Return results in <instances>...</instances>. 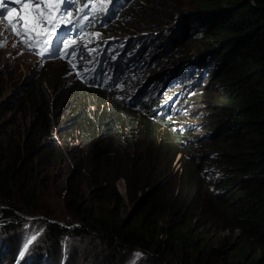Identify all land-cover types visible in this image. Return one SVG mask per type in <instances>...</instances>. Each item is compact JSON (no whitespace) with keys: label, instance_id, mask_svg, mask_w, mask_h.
<instances>
[{"label":"trees","instance_id":"16d2710c","mask_svg":"<svg viewBox=\"0 0 264 264\" xmlns=\"http://www.w3.org/2000/svg\"><path fill=\"white\" fill-rule=\"evenodd\" d=\"M120 2L105 34H155L172 18L180 29L169 49L186 41L206 52L174 71V101L189 121L175 127L170 102L127 106L77 79L50 87L38 78L23 99L3 101L0 264H10L22 215L36 214L47 218L54 257L70 234L94 239L99 264L123 263L132 250L147 264H264V0H117L114 8ZM199 128L206 133L194 135ZM54 171L65 224L36 203ZM213 231L225 235L214 243Z\"/></svg>","mask_w":264,"mask_h":264},{"label":"rangeland","instance_id":"374dc122","mask_svg":"<svg viewBox=\"0 0 264 264\" xmlns=\"http://www.w3.org/2000/svg\"><path fill=\"white\" fill-rule=\"evenodd\" d=\"M85 1L84 4L87 1L90 2L89 5L87 3L89 6L87 8H92L95 2H97V6L102 4L107 8L116 2V0ZM116 12L118 14L121 11L116 10ZM163 15L165 16L161 19V22L166 17L165 13ZM169 15L173 14L169 13ZM183 20L184 26L186 22ZM171 21L172 18H169L168 25L162 26L155 34L146 30L134 32L133 30L127 31L125 29L119 34H92L87 40L94 39L93 43L84 44L82 50L85 52L86 62H90L96 53L103 50V53L105 52L104 57L109 62L110 68H113L112 64L125 68L121 77V86L119 87L120 94L124 99L139 101L140 104L143 102L149 103L150 100L154 102H170L169 108L171 112L179 115L174 126L180 127L189 121V116L183 113L182 107L177 108V103L174 101L173 94L180 88L174 80V71L181 66L189 65L192 61H198L202 58V55L205 57L206 52L199 43H187L186 41L181 42L180 46L176 43L177 46L169 49L170 44H167L166 41H168V38L173 42L176 39L178 40L179 36L173 37V33L180 29L178 21L170 24ZM121 27L124 26L121 25ZM138 36L148 37L141 43L142 38L138 39ZM63 38L74 39L75 43L80 41L76 35H70L69 38L63 35ZM132 55L135 58H131ZM80 69L81 66H70L59 60H39L35 55L21 47L6 35L5 32L0 30V104L5 100L14 101L23 99L31 85L38 78L47 79L50 87L54 86L55 82H60L62 85L65 84L67 86L69 81H64V78L76 77ZM57 86L58 83L55 87ZM50 92L52 95H55L56 88L55 90L50 88ZM149 107V109L153 108L151 104ZM11 116L12 112H7L5 120L10 119ZM219 119H222V116L219 115L215 122H219ZM195 132L194 135H204L206 128H202V130L199 128ZM175 167L177 168V166ZM45 177L46 179L53 180L54 184H44L45 191L41 192V198L36 203L41 208L45 207L51 213L58 216L57 219H59L60 224H65V218H69L70 216H67L60 205L59 186L56 183L59 180V171L46 174ZM116 189L124 201L121 210L123 215L129 214L132 212V206L126 199V185L122 179L116 181ZM90 200L97 202L100 200V196L94 193ZM22 217L24 221L15 239L16 248L12 259L9 261L10 264H99V259L97 258L98 252L92 250V248H96V242L92 237L87 235L78 237L70 234L65 235L58 240L57 256L54 257L53 251L55 250H52L48 244H45L46 225L42 221L47 218L41 214L22 215ZM53 219V217H50L49 220L54 222L56 219ZM1 224L2 222H0V227ZM224 235L225 232L213 231L207 237L216 243ZM39 251L44 253L38 254ZM144 259L139 250H132L128 252L126 259L120 264H147V262H144Z\"/></svg>","mask_w":264,"mask_h":264},{"label":"snow or ice","instance_id":"6c2138e0","mask_svg":"<svg viewBox=\"0 0 264 264\" xmlns=\"http://www.w3.org/2000/svg\"><path fill=\"white\" fill-rule=\"evenodd\" d=\"M17 3L23 11V15L19 17V20L13 22L11 19L12 16L17 14L15 7H7L6 11H0V17L9 19V24L13 31L21 37L25 46L29 48H40L43 46V50L37 53L43 55L50 48L53 53L58 54L61 44H63L65 50L68 49L70 44H75L74 39H64L63 34L57 31L65 22L68 25L74 23L68 18L73 15L71 9L75 4V0H17ZM87 7V4L80 7L79 11L84 15L78 19L87 18V13L85 12ZM0 8H5V5L0 4ZM20 21L23 22V30L17 31V25ZM29 41H32V43H29ZM53 41L55 42L54 44ZM13 46L15 47V45ZM75 54V49L71 52L65 51V55L68 56H75Z\"/></svg>","mask_w":264,"mask_h":264},{"label":"clouds","instance_id":"9594fccd","mask_svg":"<svg viewBox=\"0 0 264 264\" xmlns=\"http://www.w3.org/2000/svg\"><path fill=\"white\" fill-rule=\"evenodd\" d=\"M68 79V78H67ZM67 79H64V81H68ZM79 82H81V83H83L85 86H87V87H90V88H95V89H98V90H101V91H105V92H107V93H114V94H116L115 93V91H106L105 89H102V88H99V87H93L92 85H89L87 82H85V81H79ZM68 84H69V82H68ZM67 84V85H68ZM117 95V94H116ZM117 99L119 100V101H123V102H125L126 104H127V106H131L132 104H136V103H138L139 101H129V99H124V97L122 96V95H117Z\"/></svg>","mask_w":264,"mask_h":264},{"label":"bare ground","instance_id":"6f19581e","mask_svg":"<svg viewBox=\"0 0 264 264\" xmlns=\"http://www.w3.org/2000/svg\"><path fill=\"white\" fill-rule=\"evenodd\" d=\"M89 5V4H88ZM89 7V6H88ZM59 33H61V32H59ZM62 45V44H61Z\"/></svg>","mask_w":264,"mask_h":264}]
</instances>
